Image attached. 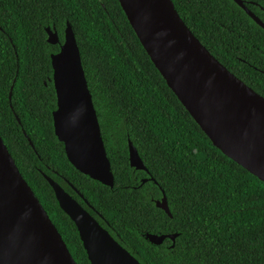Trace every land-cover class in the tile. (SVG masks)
<instances>
[{"label": "trees", "instance_id": "1", "mask_svg": "<svg viewBox=\"0 0 264 264\" xmlns=\"http://www.w3.org/2000/svg\"><path fill=\"white\" fill-rule=\"evenodd\" d=\"M172 1L190 27L186 1ZM67 22L76 34L114 188L78 172L55 135L44 28L54 25L62 33ZM0 135L77 264L90 262L44 175L61 176L74 198L76 186L143 264H264V183L214 147L152 63L119 0H0ZM129 141L158 185H140L148 175L131 168ZM161 189L172 218L152 202L162 197ZM144 233L180 236L171 248L169 240L151 245Z\"/></svg>", "mask_w": 264, "mask_h": 264}, {"label": "water", "instance_id": "2", "mask_svg": "<svg viewBox=\"0 0 264 264\" xmlns=\"http://www.w3.org/2000/svg\"><path fill=\"white\" fill-rule=\"evenodd\" d=\"M119 3L167 86L214 147L264 183V97L202 45L181 19L172 0H119ZM47 32L48 42L57 44V34L49 29ZM51 65L57 96V108L52 113L54 131L69 163L81 174L114 188L115 177L98 113L69 22L64 44L60 52L52 55ZM13 89L14 85L10 100ZM29 143L34 148L30 139ZM129 161L132 169L149 173L131 141ZM44 177L60 209L74 224L90 264H143L58 182ZM148 181L158 185L152 177L140 185ZM152 202L172 218L163 190L162 197ZM144 236L151 245L161 246L169 240L171 248H175L180 234L144 233ZM0 264H77L1 135Z\"/></svg>", "mask_w": 264, "mask_h": 264}, {"label": "flooded vegetation", "instance_id": "3", "mask_svg": "<svg viewBox=\"0 0 264 264\" xmlns=\"http://www.w3.org/2000/svg\"><path fill=\"white\" fill-rule=\"evenodd\" d=\"M181 1H186L185 8L191 28L187 27L195 37L231 73L264 97V0ZM48 29L57 34L59 39L57 44L48 42ZM65 29L59 33L54 25H47L44 28L50 60L52 55L60 52L61 45L64 44ZM10 42L16 49L12 39ZM48 82L54 85L53 74L48 77ZM45 85L47 86L48 83L45 82ZM145 173L147 177L142 176L139 179L135 177V179H138L139 183L144 179H150V174ZM61 179V176L56 175L54 180L60 184ZM73 187L72 190L78 203L89 211L103 227H110L106 218L95 209L76 186Z\"/></svg>", "mask_w": 264, "mask_h": 264}]
</instances>
